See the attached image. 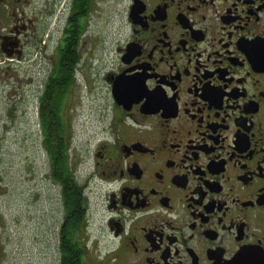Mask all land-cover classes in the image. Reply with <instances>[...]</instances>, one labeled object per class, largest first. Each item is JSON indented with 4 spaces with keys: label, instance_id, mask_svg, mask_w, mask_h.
<instances>
[{
    "label": "flooded vegetation",
    "instance_id": "1",
    "mask_svg": "<svg viewBox=\"0 0 264 264\" xmlns=\"http://www.w3.org/2000/svg\"><path fill=\"white\" fill-rule=\"evenodd\" d=\"M53 30L59 264H264V0H0L6 56Z\"/></svg>",
    "mask_w": 264,
    "mask_h": 264
},
{
    "label": "rangeland",
    "instance_id": "2",
    "mask_svg": "<svg viewBox=\"0 0 264 264\" xmlns=\"http://www.w3.org/2000/svg\"><path fill=\"white\" fill-rule=\"evenodd\" d=\"M55 23L54 18L52 24ZM117 25L118 20L112 18L104 34L103 24H98L96 41H113ZM38 35L42 42L25 46L21 56L8 57L0 51L2 264H59L56 240L49 231L57 208L56 190L48 179L50 158L43 146L39 115L40 97L56 63L59 33L53 30ZM79 77L81 90L73 99L79 120L84 123L78 125L77 132L85 129V117L90 115L94 102L90 78L81 73ZM76 123L77 120L75 129Z\"/></svg>",
    "mask_w": 264,
    "mask_h": 264
},
{
    "label": "trees",
    "instance_id": "3",
    "mask_svg": "<svg viewBox=\"0 0 264 264\" xmlns=\"http://www.w3.org/2000/svg\"><path fill=\"white\" fill-rule=\"evenodd\" d=\"M59 75V67L55 65L50 74L44 94L40 97V123L43 132V146L48 153L50 159L54 163L56 169L61 168L63 158L60 155V136L61 129L59 128L56 116L60 106V94L57 88V77ZM1 160V159H0ZM64 165V164H63ZM2 178L0 177V195L3 194ZM2 215V214H0ZM1 217V216H0ZM3 246H0V260L3 257ZM2 254V256H1ZM2 264V261H0ZM63 264H80V261L75 259L63 258Z\"/></svg>",
    "mask_w": 264,
    "mask_h": 264
}]
</instances>
